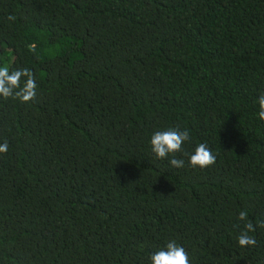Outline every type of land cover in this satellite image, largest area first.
<instances>
[{"label":"trees","instance_id":"1","mask_svg":"<svg viewBox=\"0 0 264 264\" xmlns=\"http://www.w3.org/2000/svg\"><path fill=\"white\" fill-rule=\"evenodd\" d=\"M3 65L38 88L0 97V264H264V0H0ZM169 126L216 165L158 160Z\"/></svg>","mask_w":264,"mask_h":264},{"label":"clouds","instance_id":"2","mask_svg":"<svg viewBox=\"0 0 264 264\" xmlns=\"http://www.w3.org/2000/svg\"><path fill=\"white\" fill-rule=\"evenodd\" d=\"M9 21L16 19L15 15L7 17ZM30 51H35L34 45H29ZM37 82L34 72L27 68L11 69L7 65L0 66V97L7 100H19L21 103L33 102L37 98ZM258 104L257 117L264 121V91L256 97ZM192 143V137L187 129L169 126L153 132L150 138L151 151L158 160H168L174 168H184L185 160L180 157H188V164L192 168L207 169L216 165L217 154L206 142H198L194 149L189 152L185 144ZM8 142L0 143V154L8 152ZM237 219L243 221L244 230L238 236L240 247H255L256 238L250 236L249 232H255L257 227L264 228V220L254 224L249 220L247 211H240ZM151 264H191L186 248L177 243L176 240H169L163 246L153 251L149 256Z\"/></svg>","mask_w":264,"mask_h":264}]
</instances>
